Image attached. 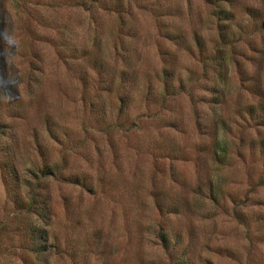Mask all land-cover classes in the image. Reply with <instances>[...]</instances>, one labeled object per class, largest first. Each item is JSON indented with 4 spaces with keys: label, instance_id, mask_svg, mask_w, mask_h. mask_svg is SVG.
<instances>
[{
    "label": "rangeland",
    "instance_id": "rangeland-1",
    "mask_svg": "<svg viewBox=\"0 0 264 264\" xmlns=\"http://www.w3.org/2000/svg\"><path fill=\"white\" fill-rule=\"evenodd\" d=\"M0 264H264V0H0Z\"/></svg>",
    "mask_w": 264,
    "mask_h": 264
}]
</instances>
